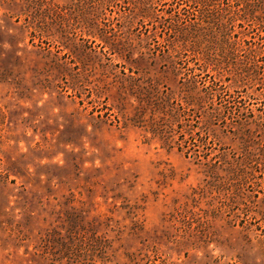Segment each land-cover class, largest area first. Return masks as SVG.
<instances>
[{"label":"rangeland","instance_id":"rangeland-1","mask_svg":"<svg viewBox=\"0 0 264 264\" xmlns=\"http://www.w3.org/2000/svg\"><path fill=\"white\" fill-rule=\"evenodd\" d=\"M135 1L0 0V264H264L263 75L162 55Z\"/></svg>","mask_w":264,"mask_h":264},{"label":"trees","instance_id":"trees-1","mask_svg":"<svg viewBox=\"0 0 264 264\" xmlns=\"http://www.w3.org/2000/svg\"><path fill=\"white\" fill-rule=\"evenodd\" d=\"M155 1L134 2L137 15L146 19L155 29L146 35L149 46L153 42L163 55L172 45L173 49L179 48L188 58L189 55L194 56L207 69L212 67L215 72L237 75L236 78L263 75L260 80L264 82V0H182L184 7L162 15L159 21H155ZM254 1L261 5L260 9L251 5ZM115 4L118 7L119 0H101V7ZM117 15L121 16L120 13ZM163 21L168 24L166 31H159V26L164 28ZM212 85L221 87L214 80ZM150 86L156 89L155 85ZM152 101L154 106L158 104L157 110L163 113L165 109L157 97ZM197 101L199 104L203 102L202 99ZM261 112L262 115L251 118V123L258 127L263 126L264 109ZM240 116L241 108L234 122H239ZM158 131L161 135L165 133L161 128Z\"/></svg>","mask_w":264,"mask_h":264}]
</instances>
